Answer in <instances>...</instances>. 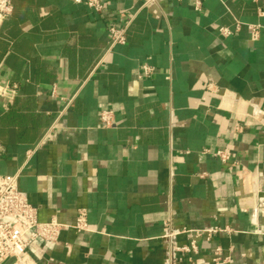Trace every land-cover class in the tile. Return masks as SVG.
<instances>
[{"label": "crops", "instance_id": "1", "mask_svg": "<svg viewBox=\"0 0 264 264\" xmlns=\"http://www.w3.org/2000/svg\"><path fill=\"white\" fill-rule=\"evenodd\" d=\"M102 1L96 11L11 0L0 24V83L17 86L0 96V175L17 174L40 221L69 225L54 244L34 242L32 256L177 264L160 237L170 220L230 230L198 238L178 264L208 261L216 246L226 264H264V0H200L199 10L188 0ZM112 24L126 26L123 44H110ZM142 63L155 68L148 78ZM79 208L83 231L71 227Z\"/></svg>", "mask_w": 264, "mask_h": 264}, {"label": "built area", "instance_id": "2", "mask_svg": "<svg viewBox=\"0 0 264 264\" xmlns=\"http://www.w3.org/2000/svg\"><path fill=\"white\" fill-rule=\"evenodd\" d=\"M78 4L99 11L103 8L102 0H71ZM158 0H143V6H152ZM195 10H199L201 6L200 0H188ZM12 12L11 0H0V24ZM252 36L256 37L257 28L251 26ZM126 26L109 25L107 28L109 41L111 45L123 44L125 37ZM220 31L228 33L227 27H221ZM155 68L147 63H142L140 66L139 77L148 78L152 75ZM16 84L0 83V96L12 98L16 94ZM55 89L51 90L54 94ZM112 111L100 110V120L104 125L112 124ZM221 161L229 158V152L216 150L213 152ZM251 183L257 186L258 179L252 178ZM261 192H259L260 194ZM258 194V196H259ZM263 196V195H262ZM260 195L258 200L262 198ZM257 202V199L255 200ZM255 202V204H256ZM68 224L62 223L55 218L47 221L38 219V208L29 202L26 194L18 187L17 174L0 175V264H40L31 254L30 248L32 244L38 240L47 243H56L61 230L68 227ZM71 227L76 230L83 231L87 229L86 212L83 208L77 210V215L74 224ZM230 231L227 228L212 226L204 229H187L175 228L170 220L163 222V232L161 240L167 245L170 251L179 253L176 258L177 264L181 261V255L188 254V259L191 260V255L198 252V238L209 240L212 234L217 232ZM189 233L190 236L184 244H178L175 241L177 235ZM212 256L208 261H197L195 264H226L231 260L230 256H223L219 246L213 248ZM245 254H241L243 258ZM175 260V259H174ZM50 264V263H47Z\"/></svg>", "mask_w": 264, "mask_h": 264}, {"label": "water", "instance_id": "3", "mask_svg": "<svg viewBox=\"0 0 264 264\" xmlns=\"http://www.w3.org/2000/svg\"><path fill=\"white\" fill-rule=\"evenodd\" d=\"M261 194H259V196H260Z\"/></svg>", "mask_w": 264, "mask_h": 264}]
</instances>
